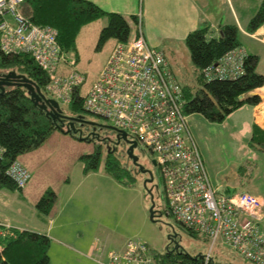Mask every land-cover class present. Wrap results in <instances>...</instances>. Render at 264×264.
<instances>
[{
    "label": "rangeland",
    "instance_id": "374dc122",
    "mask_svg": "<svg viewBox=\"0 0 264 264\" xmlns=\"http://www.w3.org/2000/svg\"><path fill=\"white\" fill-rule=\"evenodd\" d=\"M230 1L239 22L246 29L257 14L262 0H209V6L214 9L213 16L209 14L208 21L200 17L201 23L194 29L204 28L206 23L219 28L232 22ZM179 2L180 0H170L166 2V7L158 8L149 15L144 7L145 12L136 15L149 44L157 51L165 50L177 83L197 89L189 51L185 39L181 38L182 30H194L192 26L195 20L188 16L186 9H181ZM176 5H179V8ZM105 26L106 20L102 18L83 26L76 39L77 60L74 54L68 56V61L74 64V69L85 76V82L79 88L81 98L87 96L118 43L110 38L98 48L99 35ZM212 32L210 30V35ZM254 38L256 41H264V36L260 34ZM240 40L248 54L259 56L258 71L264 73V45L241 35ZM167 48L169 52L166 51ZM60 70H64V73L69 71L63 65ZM255 93L259 94V90ZM47 97L52 99L50 95ZM263 103L264 100L261 105L264 107ZM248 107L250 106L245 104L240 113L228 116L222 123L208 122L199 114L185 117L189 133L202 156L213 187H218L219 192L224 195L248 193L260 198L264 214V149L250 148L248 145L247 135L252 123L250 110L246 109ZM60 108L67 116H77L70 106L61 105ZM80 114L106 127L111 126L106 119L89 114L84 109ZM257 120L261 124L264 116L259 114ZM104 131L110 132L108 129ZM96 148L100 150V169L93 172L94 174L85 180L80 193L69 200L72 190H67L68 183L73 184L74 190L76 176L83 174L84 163L81 157L92 154ZM123 150L124 147H119L111 152V160H115L123 169L118 182L103 170L107 154L97 141H93L85 133L79 138L78 135L73 137L59 130L53 131L41 146L18 157V161L27 169L31 178L23 192L18 189L0 190V219L15 228L42 232L44 224L55 218L58 211L61 212L60 222H64L65 216L69 215L71 208L80 198L82 206L75 207L80 210L81 219L85 217L87 222L82 227V242L86 241L90 234L104 240L111 235L127 240L141 239L150 247L152 257L174 251L192 257H206L211 251L210 258L212 256L216 264H252L220 241L211 247V243L202 235L189 234L166 213L164 183L158 168L151 166L153 155L140 144L134 151L139 164L153 170V182L144 187L146 176L130 170L129 159L124 156ZM48 191L54 193L55 199L47 219L37 204ZM152 205L154 206L151 219ZM261 225L264 229V218ZM71 248L69 245L61 246L51 242V263L94 264L73 252Z\"/></svg>",
    "mask_w": 264,
    "mask_h": 264
},
{
    "label": "built area",
    "instance_id": "2783aa9c",
    "mask_svg": "<svg viewBox=\"0 0 264 264\" xmlns=\"http://www.w3.org/2000/svg\"><path fill=\"white\" fill-rule=\"evenodd\" d=\"M27 0H0V52L28 55L46 73L45 92L60 106L79 98L85 76L62 51L51 26L33 24L20 10ZM248 56L243 47L227 52L202 71L204 80H237ZM69 69L67 73L61 66ZM182 91L163 52L150 48L137 25V36L117 43L98 79L83 98V109L110 122L146 148L157 163L164 183L169 216L185 229L218 241L252 264H264L263 202L248 193L224 195L213 187L202 156L183 115ZM0 146V162L4 157ZM152 160V161H153ZM5 175L23 190L31 175L13 161ZM0 221V240L13 229ZM141 239H129L120 251L108 250L100 240L91 243L87 258L96 264H157ZM210 252L204 264L210 261ZM3 247L0 244V255Z\"/></svg>",
    "mask_w": 264,
    "mask_h": 264
},
{
    "label": "trees",
    "instance_id": "16d2710c",
    "mask_svg": "<svg viewBox=\"0 0 264 264\" xmlns=\"http://www.w3.org/2000/svg\"><path fill=\"white\" fill-rule=\"evenodd\" d=\"M20 10L33 24L56 29L62 51L67 56L74 54L76 60V39L80 30L98 19L106 20V26L99 35L98 48L110 38L118 43H128L137 36V17L128 20L120 14L106 13L85 0H27ZM131 25L136 27L134 34L131 33ZM262 27L264 0L261 1L257 14L249 22L245 32L253 35ZM240 35L237 24L233 23L222 25L216 36L210 35L207 26L186 36L185 44L198 87L193 89L178 84L182 91L185 115L199 114L208 122L222 123L245 104L257 106L260 103L259 97L249 95L264 87V75L258 71L259 57L254 54H248L244 63L245 73L237 80L207 81L202 75L205 67L215 64L230 50L243 47ZM10 71L31 80L47 96L45 87L48 76L28 55L7 56L0 52V73ZM68 106L73 113L80 114L83 111V98H74ZM55 130L57 129L52 119L34 105L22 86L5 88L4 93L0 95V146L5 151L4 160L0 162V190H17L5 175L6 169L13 161H18L20 155L41 146ZM248 145L250 148L264 149V131L256 125L252 126ZM81 160L84 163L83 175L97 172L101 162L100 150L96 148L92 154L82 156ZM102 168L105 173L120 182V172H123V169L115 160H111V154L107 155ZM54 199V193L48 191L39 200L37 207L42 208L44 215L49 214ZM186 231L197 235L188 229ZM0 244L3 247L0 264H51L48 254L50 239L45 235L14 227L0 240ZM204 257H192L174 251L154 258L157 264H204ZM208 264H216L212 256Z\"/></svg>",
    "mask_w": 264,
    "mask_h": 264
},
{
    "label": "crops",
    "instance_id": "0c3cea01",
    "mask_svg": "<svg viewBox=\"0 0 264 264\" xmlns=\"http://www.w3.org/2000/svg\"><path fill=\"white\" fill-rule=\"evenodd\" d=\"M85 1L91 2L92 4H94L99 9H101L102 11H104L106 13L120 14L125 18L128 17L126 19L129 20L131 17H137L136 13H139V12L144 13L145 12L144 7H146V9L148 10L147 14L149 15L150 12L156 11L158 8L166 7L167 6L166 2H168L170 0H85ZM179 3H180L179 5H180L181 9H183V8L186 9L188 16L190 18H194L195 21L193 23L192 29H194V27L196 25L201 23L202 19L200 17H202L204 20L208 21L210 18L209 14L211 16H213V12H214L213 10L214 9L209 6V0H180ZM179 5H176V6H178V8H179ZM234 9L235 8L231 2L230 10L232 11L231 12L232 13V22H229L226 24H233V23L237 24V26L241 32V36L247 37V38H249L255 42H258L259 44L264 45V41H256V39L254 38V36H258L259 34L264 36V27L260 28L253 35L248 34L247 32H245V29L243 28L242 24L239 22L238 16H237ZM206 26L208 28H211V29H209V31L210 30L213 31L211 33L212 36H216L219 33V29L221 27L220 26L219 28H217L215 25H212V24L209 25L208 23H206ZM135 30H136V27L132 25L131 26V33L134 34ZM195 30H197V29H194L193 31H195ZM190 32H192V31L191 30H182L181 38L185 39L186 36ZM143 36H144V34H143ZM144 39L150 48H153L156 50L155 47H153L149 44V41H147V38L145 36H144ZM152 40H153V42H155L154 38H152ZM166 51L169 52V48H167ZM161 52L164 53V56H165L167 63H168V58H167V54L165 53V50H162ZM254 55H256V54H254ZM256 56H258V55H256ZM262 74L264 75V73H262ZM249 95H251V93ZM259 96H261L260 98H262V100H264V87L259 90ZM262 100L260 101V103L257 106L249 105L250 107L246 108V109L250 110L249 113L251 115V120H252V123L250 126V132L247 135L248 139L251 136L253 125L258 126L261 130L264 131V120L261 121V124L257 120V116L259 114L264 116V107L261 106ZM240 112H241V109L236 111L233 114L236 115L237 113H240ZM92 174H94V173H90L88 175H83L81 173V175L80 174L77 175L76 181L74 184V190L72 189L73 184H71V182L68 183V189L67 190H70V189L72 190L71 194H69V200H71V198L75 197L76 194L80 193V190L82 189V186L84 185L85 180H87L89 178V176ZM23 190H22V192H23ZM79 200L80 201L78 203H76L71 208V211L69 210L70 213L68 216H65L64 222H62V223L60 222L61 212L58 211L55 218H51L49 220V222H46L44 224V230L42 232H37L35 230H28V231L47 236L50 239V247H51V242H56L61 246L69 245L72 247L71 249L73 252H75L78 255L83 256L84 258H86L90 262L96 264L95 262H93L87 258V253L90 249L91 243L94 240H100L101 243L104 244V247L107 248L108 250L120 251L124 248L126 242L129 239L127 240V239H123L121 237H115V236L111 237V235H109L104 240L102 238L95 237V236H92V234H90V235H88V239L86 241L82 242V237L84 235L83 234L84 230L82 229V227L85 226L87 222H86L85 217H83L81 219V217H82L81 212H80V210L76 209V207H75L76 205H77V207L82 206L81 199L79 198ZM49 216H50V214L45 215V218L48 219ZM55 228H57L56 233L53 235ZM94 235H95V233H94ZM49 250H50V248H49ZM49 258H50V256H49ZM50 262H51V259H50Z\"/></svg>",
    "mask_w": 264,
    "mask_h": 264
},
{
    "label": "water",
    "instance_id": "95a60500",
    "mask_svg": "<svg viewBox=\"0 0 264 264\" xmlns=\"http://www.w3.org/2000/svg\"><path fill=\"white\" fill-rule=\"evenodd\" d=\"M18 87L22 86L26 92L31 101L34 103L35 106H37L40 110L44 112V114L51 118L53 123L55 124V127L57 130L61 131L65 135H70V136H79L81 138L82 132L79 130H75L73 126V122H78V123H86L91 126L95 127H101V128H106L108 130H113L117 133V139L118 141L122 140L125 143L129 144V148L127 149L126 155L129 160H131L132 165L136 168H138V172L141 175H148L149 179L144 181V187L147 186V184H151L153 182V175L150 171H147L143 168L142 165L139 164L138 162V157L134 155V149H136L137 144L136 142H129L127 140L128 134L124 131L117 130L112 126H107L103 127L98 124L95 125L93 122H87L84 120L82 115H78L76 117H70L63 115V111L60 108V105L54 100V99H49L45 94L42 93V91L37 87L31 80L27 79L23 75H17L14 71H10L8 73H3L0 74V95H2L5 91V87ZM251 96H257L260 98L259 94L253 92L251 93ZM242 99V97H240ZM261 99V98H260ZM69 120L71 122L70 126H65L60 124L58 125L57 122L60 123L61 120ZM91 136V137H90ZM93 135H89V138H92V140L98 141L99 138L96 136L94 138ZM153 165L155 163L152 161ZM153 206L151 208V216L150 218H153Z\"/></svg>",
    "mask_w": 264,
    "mask_h": 264
},
{
    "label": "flooded vegetation",
    "instance_id": "af4514ba",
    "mask_svg": "<svg viewBox=\"0 0 264 264\" xmlns=\"http://www.w3.org/2000/svg\"><path fill=\"white\" fill-rule=\"evenodd\" d=\"M0 74H3V73H0ZM5 88H8V87H5ZM63 115H66L67 116V114H65L64 112H63ZM79 115H82V114H79ZM78 116V115H77ZM83 116V115H82ZM95 116V115H94ZM71 117V116H70ZM74 117H76V116H74ZM97 117V116H96ZM83 118H84V120L85 121H87V122H93V123H95V125L96 124H98V125H100V126H103V127H106V126H104V125H102V124H100L98 121H91L90 119H87L85 116H83ZM101 118V117H100ZM57 124L58 125H60V124H62V125H64V127L65 126H70V124H71V122L69 121V120H61L60 121V123L59 122H57ZM73 124V126H74V128H75V130H79V131H81L82 133H85V134H87L88 136L89 135H95L94 136V138H96V136L99 138V140L97 141L98 142V145H100V147L101 148H103V149H105V152H106V154L107 155H110V154H112L111 152H112V150H117V149H119V147H124V150H123V154H124V156L126 155V152H127V149L129 148V144H127V143H125L124 141H122V140H120V141H118V139H117V133L115 132V131H113V130H109L110 132L109 133H107L106 131H104V130H106V128H101V127H95V126H91V125H88V124H86V123H78V122H73L72 123ZM91 137V136H90ZM127 140L129 141V142H136L132 137H130V136H128L127 137ZM93 141H95V140H93ZM136 144H137V146H139V144H138V142H136ZM134 151H135V149H134ZM108 152V153H107ZM134 155H135V153H134ZM127 156V155H126ZM129 163H130V170H132L135 174H140L139 172H138V168H136V167H134L133 165H132V162H131V160H129ZM151 166H152V168L154 167V168H157L156 167V165H153V163H152V161H151ZM143 168L145 169V170H147V171H150L151 173H152V175H153V170L152 169H149V168H147V167H144L143 166ZM129 169V168H128ZM146 176V180L147 179H149V176L148 175H145Z\"/></svg>",
    "mask_w": 264,
    "mask_h": 264
},
{
    "label": "bare ground",
    "instance_id": "6f19581e",
    "mask_svg": "<svg viewBox=\"0 0 264 264\" xmlns=\"http://www.w3.org/2000/svg\"><path fill=\"white\" fill-rule=\"evenodd\" d=\"M56 32H57V30H56ZM57 38H58V32H57ZM58 40V39H57ZM244 73H245V70H244V72H243V74L241 75V76H243L244 75ZM217 79H219V78H214V79H208L207 81H213V80H217ZM219 80H223V79H219ZM226 80H228V79H226ZM181 100L183 101V96L181 97ZM185 113H184V111H183V115H184ZM186 118V117H185ZM4 160V157H3V159L1 160V161H3ZM154 163H155V165H156V167L158 168V166H157V163L155 162V161H153ZM251 195V194H250ZM167 211H168V206H167ZM166 211V212H167Z\"/></svg>",
    "mask_w": 264,
    "mask_h": 264
}]
</instances>
